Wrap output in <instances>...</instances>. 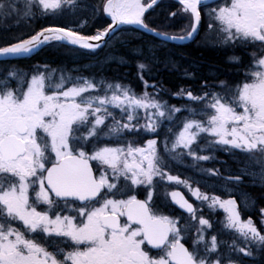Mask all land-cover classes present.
I'll return each instance as SVG.
<instances>
[{
    "label": "snow or ice",
    "instance_id": "snow-or-ice-1",
    "mask_svg": "<svg viewBox=\"0 0 264 264\" xmlns=\"http://www.w3.org/2000/svg\"><path fill=\"white\" fill-rule=\"evenodd\" d=\"M157 4L0 0V19L14 18L18 25L64 11L92 18L102 12L111 21L94 33L49 25L0 35V65H5L0 67V264H244L240 253L264 260V230L251 218L242 219L236 199L208 195L193 187L191 178L166 170L170 160L184 157L197 169L198 162L222 151L241 167L226 181L248 176L254 186L264 187V0H212L214 6L209 0H176L171 15L186 21L178 32L168 30L174 22L164 30L149 26L145 13ZM205 10V43L251 49V59L228 56L236 65V80L205 81L199 91L171 93L180 106L164 98L162 86L144 78L148 62L158 60L154 47L148 62H137L141 93L79 69L44 64L29 72L15 66L47 46L95 52L113 41L127 44V38L117 37L126 25L183 43L198 35ZM132 51L143 55L140 48ZM111 59L126 62L122 56ZM185 75L191 74L185 70ZM161 130L163 151L157 139L147 138ZM197 170L220 175L216 169ZM156 177L183 185L200 204L194 207L171 191L172 203L188 215L165 214L153 200ZM140 185L146 186L145 199L135 192ZM242 203L247 209L255 201L245 195ZM204 205L210 213L223 210L222 230L240 239L229 243L209 233L213 225L200 211ZM197 220L198 226L189 222Z\"/></svg>",
    "mask_w": 264,
    "mask_h": 264
},
{
    "label": "flooded vegetation",
    "instance_id": "flooded-vegetation-1",
    "mask_svg": "<svg viewBox=\"0 0 264 264\" xmlns=\"http://www.w3.org/2000/svg\"><path fill=\"white\" fill-rule=\"evenodd\" d=\"M145 2H147V0H145ZM175 3L176 1L174 0H158V4L154 5L153 8L149 9L148 12L145 13L149 26L154 27L157 30H164L165 25L169 24V22H174L171 24V27L168 28V30L178 32L179 29L183 27V25L186 23V21L182 17L177 18L171 15L172 12L176 11V7L174 6ZM209 4L212 5V2H210ZM206 11L207 10L202 13L203 22L199 28V33L195 37V39H193L192 42L188 44L172 46L173 57L174 61L176 62L185 60L186 62H189L190 65L192 62V60L188 61L186 58L182 57L183 54L178 56V50L180 49H185L187 56H190V59L194 58V52H198V56L201 55L203 58V76H194L192 73H190V76H186L184 68H179V64H176L172 68V76H161L158 73L163 72V69L160 66V62L158 61H156V66L154 65V68H147L143 72L144 78L149 82V84L158 83L157 85L161 86L159 85V83H162L163 80H169L168 82L172 83L171 88H174L175 90L172 92L165 91L164 98L169 100L170 103L176 104L177 106H180L182 102L173 97L171 93H174L181 88L199 91L202 83H204L205 81L210 84H217L219 80L233 81L238 79L236 65H233L228 62V56L233 54L240 56L242 61L244 62H248L251 59V49L246 52L241 48L231 50L211 47L208 46L206 43L205 45H203L204 43L202 45L200 44V41H202L203 39L205 41L207 40ZM10 19L17 22L14 18ZM51 19L57 20L58 22H55V24H46V22L51 21ZM67 20H76V22H74L73 24H67L65 23ZM77 20H80L81 22H77ZM110 22V18L104 16L102 12L97 17L92 18L91 15L86 12L78 11L73 14L68 11H64L62 13H58L54 17L39 18L34 22H31L32 29L30 27H25L24 29L27 30L25 32H28L30 31L29 29L39 30L42 26L71 25L67 27L76 29L83 34L87 32L94 33L97 27H107L108 23ZM201 30L202 33L200 32ZM120 33H129L130 35L138 36V44L139 39L140 41L146 39V35L142 32V30L136 29L135 27L129 25L122 26V29L118 30L117 34ZM104 49L105 48H102L96 53L91 54V56H100ZM158 50H161V48H159ZM135 63L136 61L133 60L126 61L123 66L120 67L121 69L119 72H121L122 75L118 76L115 81L130 84L134 87L137 93H141L143 90V81H141L139 76L137 75L138 69ZM148 67H150V65H148ZM107 68L105 67L102 71L103 78H108L112 80L113 77L112 75H110V68L108 66ZM112 81H114V79ZM177 115L179 116V114ZM108 122L110 123L111 121ZM129 138H133L132 134H129ZM147 138L157 139L158 143H160L161 145V151H163L162 141L164 138V130L160 131L159 136L151 134L148 135ZM140 143L143 144L144 141L142 140L140 141ZM193 163L194 162L190 157H184L182 160H170V167L166 170L169 171V174L178 175L182 180L185 178H191L192 186L199 187L202 192H206L208 195L215 194L219 195L222 199H236L238 202V208L242 212V219L246 220L251 218L257 226L258 230H264V223L261 222V208H264V187L254 186L251 182V178L248 176H242V179L239 182L225 180V177L227 176H235L237 174H240L241 167L236 160H234L228 153L218 151L215 153V159L198 162L197 169L204 168L219 170V177L212 176L210 173L202 174L200 171L192 167ZM154 179L156 181V188L153 191V200L157 204L161 205L165 214L171 213L178 217L180 215H183L185 218H187L188 215L186 212H184L183 209H180L177 205L172 203L171 196L169 195L171 191H179L185 197V199H187L190 203L194 205V207L200 204V202L196 201L195 198L188 191V189L183 185H177L175 183L168 182L166 178L163 181H161L159 177H156ZM195 181H199V183H195ZM225 186L229 189H233V191L229 194V192L224 190ZM135 192L137 193L139 199H145L147 197V190L146 186L144 185L138 186L135 189ZM245 195H249L251 199L255 201V204L247 209L244 208V205L242 203L243 197ZM200 211L203 212L205 218L210 219V222L213 225V227L208 230L209 233H218L222 240L227 241L229 243H231L234 238L237 240L240 239L238 236H236L235 233L228 232L227 230H222V225L220 222L224 219L225 216L223 210L218 208L215 213H210L207 206L204 205L200 208ZM189 222L194 223L198 226V220L195 222ZM192 234H195L194 231ZM239 255L243 260L244 264H264V260H262L259 256L244 257L243 253H240Z\"/></svg>",
    "mask_w": 264,
    "mask_h": 264
},
{
    "label": "rangeland",
    "instance_id": "rangeland-1",
    "mask_svg": "<svg viewBox=\"0 0 264 264\" xmlns=\"http://www.w3.org/2000/svg\"><path fill=\"white\" fill-rule=\"evenodd\" d=\"M210 2H212V1H210ZM55 22H58V21L51 19V21L46 22V24H55ZM74 22H76V20H67L65 23L73 24ZM77 22H81V21L77 20ZM66 26H71V25H66ZM25 27L31 28L32 23L29 22L28 24H25V23L21 22L19 25H17V22H15L14 20H11L10 18L0 19V35L10 33L11 30H12L11 33L25 32V31H27L24 29ZM31 29H29V30L32 31ZM202 30H203V27H202ZM202 30L200 31L201 33H202ZM117 37L118 38H120V37L127 38L129 42L127 44H120V43H116L115 41H113L107 47H105L104 51L98 57H92L86 53H82V52L75 51V50L70 51L69 50L70 47H66V48L50 47L49 48L50 51L51 50H53V51L59 50V52L62 54L59 57L60 62L57 61V63L55 65L47 62L46 59H44V55L46 53L44 54L42 52L40 55V59H42V58L44 59L43 61H41L43 64H41V63L35 64L34 66L47 64L51 68H56V69L63 68L65 71H71L72 69H79L84 75H86V76L95 75L97 78H103V74H102L103 72L102 71L105 67L107 68V66H108L110 68L109 69L110 75H112V77L115 81V79L118 76L122 75V73L119 71L121 69L120 67L123 66L124 63H119L118 59H111V57L114 56V57L119 58L122 56V57H124L125 61H129V60L136 61L135 65H137V62H139V61L140 62H148V60H146V58L148 57V51L150 48L154 47L156 50V56H159V54L163 53V52H161L158 49L159 48H161V50L165 49L164 47H162V45L167 43V42L161 41V40H159L160 41L159 42V41H152V40H149L146 38V39L141 40V41L139 39V44H138V42H135V40H136L135 38H138V37L130 35L129 33H126V34L120 33V34H117ZM200 44L205 45V40L203 39L202 41H200ZM135 48H140L143 55H139L136 52L132 51V49H135ZM20 60H23V59H19L17 61H20ZM148 65H150V67H148V68L152 69V68H154V65L156 66V62H148ZM151 65H153V66H151ZM33 67H30V68L28 67V68L23 69V70L30 72L33 69Z\"/></svg>",
    "mask_w": 264,
    "mask_h": 264
},
{
    "label": "trees",
    "instance_id": "trees-1",
    "mask_svg": "<svg viewBox=\"0 0 264 264\" xmlns=\"http://www.w3.org/2000/svg\"><path fill=\"white\" fill-rule=\"evenodd\" d=\"M12 32V30L10 31V33ZM147 39L152 40V41H158L157 39L148 36ZM163 44V43H162ZM52 46H47L44 48V50L42 51L45 55H44V59H46L47 62L55 65L57 63V61L60 62V55H62L59 50H49V48ZM162 47H164L165 49L160 50L163 53H160L158 57V62H160V66L163 69V72L158 73L161 76H166V77H170L173 74L171 73L172 68L177 64H179V68H184V72L185 70H187L188 73H192L194 76H203L204 75V68L202 65L203 62V58L202 56H198V52H194V58L190 59V56H187V53L185 51V49H180L178 50V56L182 55V57L186 58L188 61L192 60L191 65L189 62H186L185 60L183 61H174V57H173V47L172 45H165L163 44ZM76 51V50H75ZM185 51V52H184ZM36 54L35 56L26 59V60H20V61H16L15 62V66L21 67L22 69H26V68H30L33 67L35 64H43L41 61H43L44 59H40V55L41 53ZM192 54V53H191ZM201 54V53H200ZM183 62V63H181ZM188 63V64H187ZM5 65H0V67H3ZM169 81V80H168ZM168 81H164L162 83H159V85L163 86V88L165 89L166 92H172L175 89L171 88L172 83L168 82ZM158 84V83H157Z\"/></svg>",
    "mask_w": 264,
    "mask_h": 264
},
{
    "label": "water",
    "instance_id": "water-1",
    "mask_svg": "<svg viewBox=\"0 0 264 264\" xmlns=\"http://www.w3.org/2000/svg\"><path fill=\"white\" fill-rule=\"evenodd\" d=\"M210 1H212V0H209V2ZM148 34H151V33H148ZM152 35V34H151ZM154 36V35H153ZM154 37H156V36H154ZM157 39H159V40H161L159 37H156ZM189 41H191V40H186V41H184L183 43H187V42H189ZM165 42H169V43H173V42H171V41H165ZM175 44H182V43H180V42H175ZM72 47H74V46H72ZM81 50H83V49H81ZM85 51H89V50H85Z\"/></svg>",
    "mask_w": 264,
    "mask_h": 264
}]
</instances>
